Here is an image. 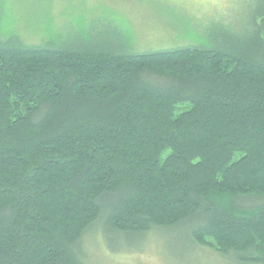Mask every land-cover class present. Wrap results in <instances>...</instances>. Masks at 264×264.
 <instances>
[{
	"label": "trees",
	"instance_id": "trees-1",
	"mask_svg": "<svg viewBox=\"0 0 264 264\" xmlns=\"http://www.w3.org/2000/svg\"><path fill=\"white\" fill-rule=\"evenodd\" d=\"M258 5L248 36L146 52L28 44L0 9V264H87L97 223L264 264V202H240L264 196Z\"/></svg>",
	"mask_w": 264,
	"mask_h": 264
},
{
	"label": "rangeland",
	"instance_id": "rangeland-1",
	"mask_svg": "<svg viewBox=\"0 0 264 264\" xmlns=\"http://www.w3.org/2000/svg\"><path fill=\"white\" fill-rule=\"evenodd\" d=\"M260 0H0L5 31L28 44L50 35L70 44H109L136 52L177 47H212L253 32ZM259 8V9H258ZM255 198V199H253ZM264 196L243 197L254 206ZM80 250L87 264H242L199 247L185 228L145 234L114 232L97 223L84 233Z\"/></svg>",
	"mask_w": 264,
	"mask_h": 264
}]
</instances>
